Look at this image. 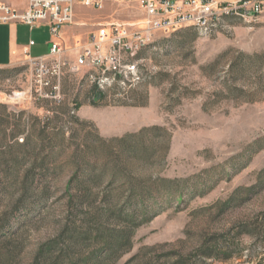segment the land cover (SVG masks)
<instances>
[{
  "label": "rangeland",
  "instance_id": "rangeland-1",
  "mask_svg": "<svg viewBox=\"0 0 264 264\" xmlns=\"http://www.w3.org/2000/svg\"><path fill=\"white\" fill-rule=\"evenodd\" d=\"M81 1L84 33L144 19L136 5ZM138 58L144 81L123 98L83 72L62 75V101L38 100L26 57L0 69V264L82 263L128 232L110 264L190 261L207 240L237 251L201 264L264 260V12L211 36L155 34Z\"/></svg>",
  "mask_w": 264,
  "mask_h": 264
},
{
  "label": "built area",
  "instance_id": "built-area-1",
  "mask_svg": "<svg viewBox=\"0 0 264 264\" xmlns=\"http://www.w3.org/2000/svg\"><path fill=\"white\" fill-rule=\"evenodd\" d=\"M138 6L144 13L141 24L100 22L92 30L69 35L65 29L75 25L74 0H29L19 11L11 0H0V25L20 24L30 29L46 25L50 50L46 57L30 58L36 70L38 100L62 101L60 78L64 73H85L87 80L102 93L117 91L123 98L144 81L139 53L155 34L169 35L191 28L211 36L228 20L254 23L264 12V0H109ZM105 0H83V7L103 9ZM86 24L77 27L83 28ZM33 45V42L29 43ZM45 92H42V91ZM30 95L19 92L17 101Z\"/></svg>",
  "mask_w": 264,
  "mask_h": 264
},
{
  "label": "crops",
  "instance_id": "crops-1",
  "mask_svg": "<svg viewBox=\"0 0 264 264\" xmlns=\"http://www.w3.org/2000/svg\"><path fill=\"white\" fill-rule=\"evenodd\" d=\"M29 0H11V4L19 11L26 10ZM81 3V2H80ZM80 7L83 6L80 4ZM75 25L86 24L80 16L81 9L75 8ZM95 17H90L94 21ZM95 24V23H93ZM72 26L64 31L69 35L84 34L80 27ZM73 30V33L70 31ZM86 33V32H85ZM33 42V45L29 43ZM50 36L46 25L30 29L20 24L0 25V69L13 65L28 54L30 58H42L49 54Z\"/></svg>",
  "mask_w": 264,
  "mask_h": 264
},
{
  "label": "trees",
  "instance_id": "trees-1",
  "mask_svg": "<svg viewBox=\"0 0 264 264\" xmlns=\"http://www.w3.org/2000/svg\"><path fill=\"white\" fill-rule=\"evenodd\" d=\"M23 113H20L16 116L18 118L19 116H22ZM17 124H15L14 128H16ZM12 136H15V131L11 130ZM27 144V141H25L24 144L20 145V147H23ZM32 172V168L28 169L25 172L24 180H27L29 177V174ZM151 217V216H150ZM257 229L264 230V214H261L256 219V226ZM252 228H248L246 226H241L238 230V234H246L251 233ZM98 238L96 239V241ZM212 241V242H211ZM207 240L205 244H203L197 251L196 256L194 260L190 261H183L181 260H175L173 264H201L203 259H211L215 258L221 261H226L230 259L233 256V252H236L237 249L234 246V244L229 243H221L219 241H213V240ZM102 250L104 251L105 255H98L97 252L92 253L87 259L84 260L82 263H76V264H110L111 260H113L115 257H118L122 251H128L131 247V243L129 240V232L124 236L117 240L114 244L104 243L102 245ZM51 244L46 245L45 248L43 247L40 252L39 256L44 255V252L50 251ZM45 252V253H46ZM163 264V263H160ZM256 264H264V260H258Z\"/></svg>",
  "mask_w": 264,
  "mask_h": 264
},
{
  "label": "bare ground",
  "instance_id": "bare-ground-1",
  "mask_svg": "<svg viewBox=\"0 0 264 264\" xmlns=\"http://www.w3.org/2000/svg\"><path fill=\"white\" fill-rule=\"evenodd\" d=\"M138 24H141V22H140V23H138Z\"/></svg>",
  "mask_w": 264,
  "mask_h": 264
}]
</instances>
